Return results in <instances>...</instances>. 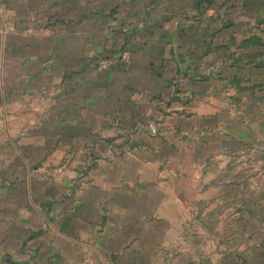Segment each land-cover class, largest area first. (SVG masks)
I'll return each instance as SVG.
<instances>
[{"label": "crops", "instance_id": "crops-1", "mask_svg": "<svg viewBox=\"0 0 264 264\" xmlns=\"http://www.w3.org/2000/svg\"><path fill=\"white\" fill-rule=\"evenodd\" d=\"M242 4L0 0V264H264Z\"/></svg>", "mask_w": 264, "mask_h": 264}, {"label": "rangeland", "instance_id": "rangeland-1", "mask_svg": "<svg viewBox=\"0 0 264 264\" xmlns=\"http://www.w3.org/2000/svg\"><path fill=\"white\" fill-rule=\"evenodd\" d=\"M242 3L246 12L244 18L240 19V28H244L245 31H254L260 35L252 41L264 48V0H242ZM257 64L264 65V60L260 58V62Z\"/></svg>", "mask_w": 264, "mask_h": 264}, {"label": "built area", "instance_id": "built-area-1", "mask_svg": "<svg viewBox=\"0 0 264 264\" xmlns=\"http://www.w3.org/2000/svg\"><path fill=\"white\" fill-rule=\"evenodd\" d=\"M129 28H126V31H128ZM123 61V62H130L131 61V55L128 50L122 51L120 56L117 58H101L97 61V66L100 69L108 68L110 66H113L116 64V62ZM151 132L153 134H157L159 132V127L153 125L151 126Z\"/></svg>", "mask_w": 264, "mask_h": 264}]
</instances>
